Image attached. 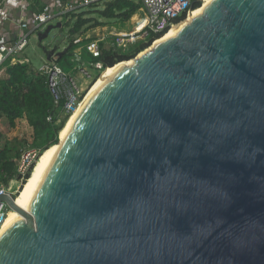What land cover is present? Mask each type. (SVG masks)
<instances>
[{"label": "water", "instance_id": "obj_1", "mask_svg": "<svg viewBox=\"0 0 264 264\" xmlns=\"http://www.w3.org/2000/svg\"><path fill=\"white\" fill-rule=\"evenodd\" d=\"M150 47L97 85L29 210L0 195L21 214L0 264H264V0Z\"/></svg>", "mask_w": 264, "mask_h": 264}, {"label": "built area", "instance_id": "obj_2", "mask_svg": "<svg viewBox=\"0 0 264 264\" xmlns=\"http://www.w3.org/2000/svg\"><path fill=\"white\" fill-rule=\"evenodd\" d=\"M110 0H80L77 2H66L59 4L57 8L53 3H46L43 10L38 13L28 14L27 11L21 9L19 19L16 21L17 34L9 39V36L3 37L0 40V79L8 76L7 69L14 64L29 63L24 56V50L30 42L33 34L43 32L46 27L58 19L63 22L69 18L70 13H76L82 8H92L101 3L106 4ZM205 0H139L144 17L140 18L136 29L129 33V41H134L136 37L142 35L148 39L151 33H164L168 31L174 24L186 19L189 13L201 6ZM4 0H0V18L8 21H13L6 7H3ZM180 19V20H179ZM179 20V21H178ZM118 39L119 43L120 40ZM101 40L94 41L89 45L76 46L73 50L76 58L83 61L84 67L87 62L97 72L105 70L102 62H96L92 58L101 55ZM87 62L85 61L86 59ZM72 62L73 59H68ZM84 67H80V71L84 77L91 78V74ZM46 80L47 86L53 95L54 102L61 109L60 116L57 120L69 118L82 104L85 99L84 89L79 86L76 78L71 71H67L63 64L59 61L58 55H53L51 60H48L38 69ZM53 116L49 117L52 120ZM40 149L38 147H26L21 151L20 156L16 159L17 175L23 178L29 171L32 165L36 164L39 158ZM18 192V191H17ZM16 191H10L5 185L0 183V195L10 193L14 198ZM6 201L0 203V227L7 219L10 211Z\"/></svg>", "mask_w": 264, "mask_h": 264}, {"label": "trees", "instance_id": "obj_3", "mask_svg": "<svg viewBox=\"0 0 264 264\" xmlns=\"http://www.w3.org/2000/svg\"><path fill=\"white\" fill-rule=\"evenodd\" d=\"M43 8L44 5L38 2L33 10L38 13ZM140 8L141 4L134 0H110L102 10L92 11L89 9L77 14V20L70 29V34L75 35L89 28L103 25L102 21L96 17L89 16L92 13L98 12L109 19L120 17L129 20ZM166 32L151 33L147 41L132 54L116 53L112 48L105 47L104 43H101V55L92 59L102 62L105 67L114 66L120 61L134 58ZM76 46L77 44L72 42L68 51ZM64 57L65 55L60 60ZM7 73L8 76L0 79V123L6 119L9 126L14 128L17 125V120L27 116L34 129L33 146L40 149V157L51 145L59 142L60 131L65 125L64 122L57 125L61 109L56 106L45 78L40 73L30 70L28 63L11 65L8 67ZM50 116H53L52 120H49ZM22 149H18L5 140V135L0 127V183L8 184L10 180L18 178L22 187L30 178L36 164L31 166L30 171L23 178L17 175L16 159L20 156Z\"/></svg>", "mask_w": 264, "mask_h": 264}, {"label": "rangeland", "instance_id": "obj_4", "mask_svg": "<svg viewBox=\"0 0 264 264\" xmlns=\"http://www.w3.org/2000/svg\"><path fill=\"white\" fill-rule=\"evenodd\" d=\"M104 5L105 4L101 3L98 6H95L98 8L94 7L90 10H102L105 8ZM82 9H80L76 13H70L69 18L64 19V21L62 22L63 26L61 28L53 29L50 32L49 36L42 42L39 41L38 33L33 34L30 38L28 46L25 48L23 53L29 61L28 64L30 70L38 72V69L47 61V56L51 51L53 52V55H56L60 51L67 49L66 53L64 54L65 57L62 60H60L59 58V61H61L67 71L69 70L72 72L79 86L84 89V95L87 96L89 90L98 80V78H100L103 71L97 72L96 70H94L91 66L88 65L86 58H83L86 59L85 61L87 62L86 66L84 67L83 61H80V59L76 58L74 50L72 49L68 51V48L72 42H75L77 46H84L102 39L100 43H104L103 45L105 47L112 48L114 51H116V53L132 54L144 42H146L147 39L140 35L131 42L129 41L130 36H127L129 33L133 32L136 29L139 19L144 17V11L142 10V7L135 14H133V16L129 20H125L120 17L109 19L103 17L98 12L92 13L89 16L96 17L98 20L102 21L103 25L89 28L77 33L76 35H71L70 29L73 27L74 23L77 20L76 15L83 11H88ZM57 22H59L58 19L54 20L53 24H56ZM181 22H183V20ZM123 37H125L126 39L122 41L120 40L119 43L118 39H122ZM158 39H156L155 41H157ZM155 41L153 42V44L155 43ZM68 59H73V61L69 62ZM80 67L86 68L92 77H84L80 71ZM67 120L68 118L62 119L60 122H58L57 125H60L63 122L66 123ZM0 127L5 135V140H8L11 145L16 146L18 149L33 147L34 129L30 125L27 116H24L23 118L17 120V125L14 128L9 126V123L6 119H3L0 123ZM3 185H5L10 191L17 192L21 188V182L18 180V178H14L13 180H10L8 184L4 183Z\"/></svg>", "mask_w": 264, "mask_h": 264}, {"label": "bare ground", "instance_id": "obj_5", "mask_svg": "<svg viewBox=\"0 0 264 264\" xmlns=\"http://www.w3.org/2000/svg\"><path fill=\"white\" fill-rule=\"evenodd\" d=\"M213 0H205L202 5L194 10H192L189 13V16L186 18V20L181 23H176L174 24L163 36L162 38L158 39L155 41L153 46L151 45L150 49L156 47L159 43L165 41L167 38L170 36L174 35L182 26H184L192 17L202 13L212 2ZM132 60H126L123 62H118L114 66L107 67L105 70L102 72L100 78L94 83L92 88L89 90L88 95L86 98L82 101V104L78 107V109L68 118L67 122L63 126V128L60 131V140L64 139L66 130L68 126L75 120L77 114L80 112L81 108L84 106L86 101L88 100L89 96L96 90L97 85L107 77H109L120 65L123 64H129L131 63ZM59 143L55 145H51L48 149H46L42 155L38 158V161L35 165V168L33 172L31 173L30 178L26 181V183L20 188V191L15 198V201L18 206H20L23 209L29 210L31 201L33 200V197L36 194V191L39 187V184L43 178V175L45 173V170L47 168V165L50 161V158L52 156V153L54 149L58 146ZM13 180V179H12ZM21 217V214L17 210H11L7 219L3 223V225L0 227V234L4 231L6 227H8L12 222H14L16 219Z\"/></svg>", "mask_w": 264, "mask_h": 264}, {"label": "crops", "instance_id": "obj_6", "mask_svg": "<svg viewBox=\"0 0 264 264\" xmlns=\"http://www.w3.org/2000/svg\"><path fill=\"white\" fill-rule=\"evenodd\" d=\"M37 1L39 2V4H42L44 6L46 5V3H53L54 7L57 8L59 4H63L66 2H77L80 0H4L3 7H6L13 21H8V20L6 21L0 18V40L6 36H9V39H12L13 36L17 34V27L15 23L19 19V14L21 12V9H23L24 7V9L27 11L29 15L36 13L33 10V8L37 5L38 3ZM134 1L139 2V0H134ZM94 7L95 6H93L92 8H83L82 10H89V9H93Z\"/></svg>", "mask_w": 264, "mask_h": 264}]
</instances>
